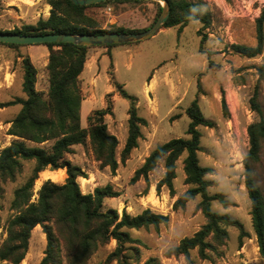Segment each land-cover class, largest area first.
<instances>
[{
    "label": "rangeland",
    "instance_id": "rangeland-1",
    "mask_svg": "<svg viewBox=\"0 0 264 264\" xmlns=\"http://www.w3.org/2000/svg\"><path fill=\"white\" fill-rule=\"evenodd\" d=\"M190 1L199 3L209 12V27L205 28L200 21H191L182 32H179L178 26L170 27L154 39L112 47L109 54L104 48H99L95 63L90 62L91 71L86 68L80 77L86 87L84 89L95 96L89 106H83L82 127L89 126L88 117L92 110L104 109L106 94L116 90L113 82L123 85L124 90L136 98L138 115L147 121V125L141 126L143 137L138 141V149L132 151L125 164L120 163L115 175L110 169L109 172L100 170V163L94 157L89 138L85 144L78 145L79 150L73 149L67 158L85 173L86 177L78 178L83 194L89 193L87 185L93 183L94 189L110 184L120 192L118 197L105 199V210L117 209L120 215L126 210L135 216L150 209L169 216V223L159 228L123 229L133 239L139 240L137 243H127V246L139 249L138 264H143L151 257L159 258L162 264H264L252 224L244 164L250 148L248 126L261 119L250 103L256 87L264 118V77H260L257 72V68L264 64V51L257 57L248 58L237 53L234 48L236 45H257V20L264 13V0ZM10 2L13 0H0V31L35 25L40 18L50 15L48 11L51 9L46 0H27L26 4L31 9L25 11L21 17L24 19H20L18 16H21V10L10 5ZM164 5V2L158 1H124L90 7L86 12L97 20L102 29L142 31L153 24L160 15V7ZM26 18L31 21H25L28 20ZM25 48L0 44V104L26 98L22 89V58L27 56L23 51ZM35 57L39 58L38 52ZM35 66L38 71L36 89L46 97L49 89L47 66L44 67L40 62H36ZM151 76L157 82V89L152 94L146 92L145 87ZM82 92L84 96L85 91ZM147 96L152 97L153 101L149 102ZM195 99L205 118L214 123L213 127H198L201 133L199 163L212 169L207 179L216 182L208 188V193L226 200V203L219 198L212 200L211 209L240 222L248 236L240 241L239 228L228 226V239L218 252L207 251L210 258L203 259L198 249H194L190 251V260H187L183 255H166L170 247L179 245L185 237H192L207 222L199 205L201 196H196L184 208L173 209L174 202L190 187L185 183L186 154L177 161L174 196L170 195L167 187L162 188L160 193L156 190V184L165 173L164 160L149 174L150 187L147 193L144 178L136 183H131V178L158 145L171 139L189 137L187 130L191 120L186 110ZM223 102L226 103L227 112ZM129 106L130 102L118 95L116 101H113V115L105 119L109 131H116L122 141L128 136ZM21 107L13 105L0 108V150L14 139L8 134L11 127L8 123L18 115ZM27 144L35 147L32 142ZM51 144L45 143L42 146L49 147ZM123 147L118 145L117 148L119 160ZM34 165V161L23 160L22 169L15 180L1 183L0 247L7 238L8 220L16 214V210L12 209L14 192L30 178ZM252 168L254 179L264 196V141L260 159L252 164ZM97 171H100L98 176L94 174ZM41 175L40 172L34 185L33 201L37 200L38 191L45 182H42ZM52 182L60 185L65 183L63 180ZM56 235L62 261L69 264L64 240L58 233ZM116 246L117 241L114 239L99 244L86 264H117V261H107ZM46 249L47 236L42 227L37 226L32 232L28 252L21 264L40 263ZM125 253L133 255V251ZM134 258L130 262L133 263Z\"/></svg>",
    "mask_w": 264,
    "mask_h": 264
},
{
    "label": "trees",
    "instance_id": "trees-1",
    "mask_svg": "<svg viewBox=\"0 0 264 264\" xmlns=\"http://www.w3.org/2000/svg\"><path fill=\"white\" fill-rule=\"evenodd\" d=\"M51 6L50 15L40 18L35 25H24L22 28L5 31L21 35H37L48 33L98 34L103 32H138L125 28L102 29L97 20L89 16L86 10L90 7L104 6L115 2L140 0H108L99 4L82 6L71 0H46ZM171 13L168 20L160 28L179 27V32L191 21H200L205 28L211 24V16L199 3L190 0H168ZM231 1V0H227ZM162 7L159 9L161 13ZM157 19V18H156ZM155 19V20H156ZM147 29V28H146ZM145 30V29H144ZM9 47L26 45L2 43ZM49 48L47 64L49 89L47 96L36 89L38 71L31 58H22L24 69L22 89L26 98H16L0 104V108L21 105L18 115L11 121L8 134L13 136L12 142L0 150V193L1 183L15 180L22 169V161H34L35 165L30 178L14 192L12 209L16 214L8 220L7 238L0 247V264H21L28 252L33 230L41 226L47 236V249L44 258L38 264H64L61 248L56 233L64 240V247L69 264H86L99 244H106L111 239L117 246L108 255L107 261L117 264H138L140 251L137 243L123 229H141L151 226L159 228L169 223V216L145 209L135 216L126 210L120 215L117 209H104L106 198L120 196L112 185L96 187L92 193L83 194L77 181L78 177H86L81 167L73 164L67 155L73 147L83 145L90 140L100 170L109 168L115 175L120 163L125 164L132 151L138 147L143 137L141 126L147 121L138 115L136 98L124 90L123 85L113 82L117 93L130 102L128 110V136L120 154L117 156L119 140L111 133L105 117L113 115V93L106 95V108L95 110L88 117L89 126H81V104L84 99L80 86V75L88 59L91 46H80L73 43H46ZM116 45H105L113 47ZM237 53L254 58L264 51V13L257 20V45L253 47L234 46ZM260 77H264V64L257 68ZM151 78V77H150ZM251 108L261 119L248 126L250 148L245 156V185L251 201V216L259 251L264 257V196L254 179L252 164L260 159L262 142L264 141V118L258 103V87L250 100ZM223 108L227 112L226 103ZM186 113L190 117L187 130L188 138H175L154 148L144 163L139 167L131 183L144 178L149 185V174L164 160L165 173L156 184L161 192L167 187L170 195H175L174 180L177 176V161L184 159L185 183L190 187L174 202L173 209L184 208L196 196H201L200 209L207 222L192 237H185L177 246L170 247L167 256H185L190 260V251L198 249L203 259H209L207 251L214 253L228 239V226H236L240 230V241L248 234L243 225L228 215L213 212L211 202L221 197H213L208 188L215 181L207 179L212 169L199 163L198 152L201 150L200 126L213 127L214 123L203 115L198 100L192 101ZM32 142L35 147L27 143ZM52 143L49 147L42 146ZM46 169H66L67 179L62 185L46 180L38 191V198L33 201L34 185L38 174ZM210 239V240H209ZM242 243V242H241ZM240 243V244H241ZM125 251H133L129 256ZM135 257L133 263L130 262ZM143 264H162L159 258L151 257Z\"/></svg>",
    "mask_w": 264,
    "mask_h": 264
},
{
    "label": "water",
    "instance_id": "water-1",
    "mask_svg": "<svg viewBox=\"0 0 264 264\" xmlns=\"http://www.w3.org/2000/svg\"><path fill=\"white\" fill-rule=\"evenodd\" d=\"M74 4L82 6H90L99 4L108 0H71ZM164 2L162 12L153 22V24L145 30L138 32H103L98 34H72V33H48L37 35H21L0 31V42L21 45H39L46 43H73L80 46H105L129 44L147 40L160 30L164 23L168 20L171 8L168 0H148Z\"/></svg>",
    "mask_w": 264,
    "mask_h": 264
},
{
    "label": "crops",
    "instance_id": "crops-1",
    "mask_svg": "<svg viewBox=\"0 0 264 264\" xmlns=\"http://www.w3.org/2000/svg\"><path fill=\"white\" fill-rule=\"evenodd\" d=\"M26 1L27 0H13V2H10V5L15 6V7H18L21 10V11H19V13H21V16H18V17H20V19H24V18H21V17H23L25 15V11L31 9L30 6H28L26 4L27 3ZM11 3H13V4H11ZM47 6L50 7V9H51V6L50 5H47ZM48 13H50V10L48 11ZM26 19H28V18H26ZM25 21H31V20L28 19V20H25ZM167 29L168 28H162V29H160L159 32H157L156 35H154L153 37H151V38H149L147 40H144V41H148L150 39H154L159 34L164 33L165 31H167ZM141 42L142 41L135 42V43L137 44V43H141ZM129 44H133V43H129ZM120 45H127V44H120ZM116 46H119V45H116ZM26 47L27 48H25L23 51L25 52V54H27L31 58V61L33 62L34 65H36V62H40V63L43 64L44 67L47 66V64H48V58H49V48L46 45H44V44H39V45H26ZM113 47H115V46H113ZM99 48H104L105 49L104 51L109 54L111 52V48L112 47L91 46L88 49V59H87V61L85 63V67H84V70H83L82 73H84V71H85L86 68L89 71H91V66L90 65H92V63H95V61L97 59V56H98L97 51H98ZM37 52H38L39 58H36L35 57V53H37ZM90 62H92V63H90ZM82 73H81V75H82ZM165 74L168 75L167 72ZM81 75H80V77H81ZM80 77H79V79H80ZM80 83H81V80H80ZM81 86H82V90L85 91L84 99H83L82 104H81V118H82V110H83L84 104H88V106H89L90 103L92 102V100L95 99V96H94V94L89 93L87 91V89H84L86 87L82 83H81ZM145 87H146V92H150V94L154 93L156 91V89H157V82H156L155 78L151 76V78L149 79V82L146 84ZM109 90L111 91V89H109ZM110 93H113V101H116V99H117V97H118L119 94L116 92V90L115 91H112ZM147 97H148L149 102H152L153 101L152 97H150V96H147ZM104 105H105V107H104V109H105L106 108V101L104 102ZM93 111H95V110H92L91 113H90V115L92 114ZM106 117H105V119H106ZM11 121L8 123L9 127L11 126ZM83 128H85V127H83ZM113 134L118 137L116 131H113ZM118 140H119V146H124L125 145L126 140L125 141H122L120 137H118ZM78 147H79L78 145L77 146H74L73 149L74 150H79ZM136 149H138V147L135 148V150ZM71 160H73V158ZM109 171H110L109 168H105L104 169V172H109ZM42 172L43 173H57L58 172L60 175L63 176V179H62L63 182H66V179L68 177L67 172H66V169H59V170L46 169V170H44ZM42 172H41V174H42ZM99 172L100 171H97L94 174L98 176L99 175L98 174ZM78 178L79 179H83V178H80V177H78ZM48 179H49L48 177H44V178H42V182L43 181H46ZM77 181H78V179H77ZM94 186H95L94 183L92 185H90V184L87 185V189L89 190L90 193H92L94 191ZM90 189H91V191H90ZM152 190H153V187L151 188V191Z\"/></svg>",
    "mask_w": 264,
    "mask_h": 264
},
{
    "label": "bare ground",
    "instance_id": "bare-ground-1",
    "mask_svg": "<svg viewBox=\"0 0 264 264\" xmlns=\"http://www.w3.org/2000/svg\"><path fill=\"white\" fill-rule=\"evenodd\" d=\"M44 177H48L49 180H52L55 182H58V181L63 179V176L60 175L58 172L57 173H43L42 172L41 179ZM38 181H40V180H38Z\"/></svg>",
    "mask_w": 264,
    "mask_h": 264
}]
</instances>
